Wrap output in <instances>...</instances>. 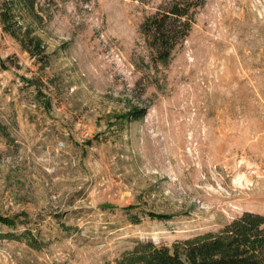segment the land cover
<instances>
[{
    "label": "rangeland",
    "instance_id": "1",
    "mask_svg": "<svg viewBox=\"0 0 264 264\" xmlns=\"http://www.w3.org/2000/svg\"><path fill=\"white\" fill-rule=\"evenodd\" d=\"M168 1L37 0L47 64L0 21V214L40 243L0 225V264H117L264 213V0H205L164 65L140 24Z\"/></svg>",
    "mask_w": 264,
    "mask_h": 264
},
{
    "label": "trees",
    "instance_id": "2",
    "mask_svg": "<svg viewBox=\"0 0 264 264\" xmlns=\"http://www.w3.org/2000/svg\"><path fill=\"white\" fill-rule=\"evenodd\" d=\"M205 0H170L156 12L147 15L140 24V32L154 62L167 64L177 45L186 40L196 22L198 8ZM37 0H3L0 21L4 31L16 38L22 48L38 62L47 64L49 55L40 35L21 21L25 12L34 22L40 18ZM0 134L9 136V130L0 121ZM150 217L167 219L165 214L148 213ZM26 220L18 216L0 214V225L11 231L7 237L22 239L40 248L32 227L17 232ZM131 223H139L134 215ZM1 236V235H0ZM30 238V239H29ZM117 264H264V213L245 210L227 221L217 230L196 233L171 244L151 238H137L122 252Z\"/></svg>",
    "mask_w": 264,
    "mask_h": 264
}]
</instances>
